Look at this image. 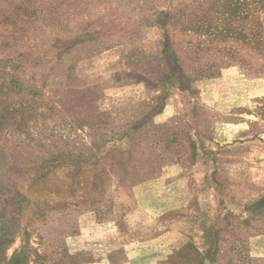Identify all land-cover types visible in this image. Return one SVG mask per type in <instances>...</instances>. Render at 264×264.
<instances>
[{"label": "rangeland", "instance_id": "rangeland-1", "mask_svg": "<svg viewBox=\"0 0 264 264\" xmlns=\"http://www.w3.org/2000/svg\"><path fill=\"white\" fill-rule=\"evenodd\" d=\"M263 4L0 0V264H264Z\"/></svg>", "mask_w": 264, "mask_h": 264}, {"label": "trees", "instance_id": "trees-1", "mask_svg": "<svg viewBox=\"0 0 264 264\" xmlns=\"http://www.w3.org/2000/svg\"><path fill=\"white\" fill-rule=\"evenodd\" d=\"M261 9L262 10L264 9V4L262 5ZM256 28H257L256 30L257 32L253 35L255 39L254 53L252 57H249V60H246L247 55L241 52L231 53V52H225V50H216L214 53H212V51L204 50L203 54L201 52L198 53L197 58H199L200 61H206V60H209V61L204 64H200L199 69H195L194 75H192L191 77L187 76L184 73L183 63L180 62L182 61V58L178 57L176 55L175 50L172 49L173 46H172L171 35L166 36L167 43L165 46V51L166 53H168L167 56L171 60V63L175 65V67L178 69L179 73L181 74L182 79H183V84L185 85V83H187L188 86L190 85V83L201 80L202 78L203 79L215 78L216 76L219 75V71L221 70V68L229 65V64H225V62L227 61L238 63L240 68L242 69H246L248 71H252L253 73L264 75V27L261 21L256 22ZM194 35L189 36L190 38L188 42L189 45L193 44ZM218 35L219 34L214 35L213 38L215 39ZM197 37H198V33H197ZM224 37H226V35L224 36L222 33L220 34V36L217 37V39H223ZM191 55L193 57L192 53ZM241 57L242 59H240ZM263 205H264V200H262L259 204H257L256 207H261ZM215 232H218V231H215ZM218 250L219 249L213 248V246L211 247L210 245V248L207 251L206 260L209 259L208 255H211V254L213 256L217 255V253L219 252ZM23 255L24 254H22V252L16 255L14 262L16 264H19L23 260ZM212 255L210 257H212ZM209 261L210 262L214 261V258L212 257Z\"/></svg>", "mask_w": 264, "mask_h": 264}, {"label": "crops", "instance_id": "crops-1", "mask_svg": "<svg viewBox=\"0 0 264 264\" xmlns=\"http://www.w3.org/2000/svg\"><path fill=\"white\" fill-rule=\"evenodd\" d=\"M261 20H262V24H263V27H264V9L261 11Z\"/></svg>", "mask_w": 264, "mask_h": 264}]
</instances>
